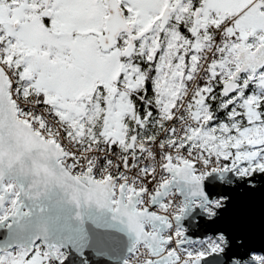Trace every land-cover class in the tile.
Here are the masks:
<instances>
[{"label":"snow or ice","instance_id":"obj_1","mask_svg":"<svg viewBox=\"0 0 264 264\" xmlns=\"http://www.w3.org/2000/svg\"><path fill=\"white\" fill-rule=\"evenodd\" d=\"M0 264H264V0H0Z\"/></svg>","mask_w":264,"mask_h":264}]
</instances>
